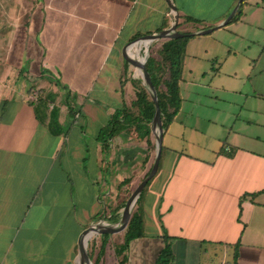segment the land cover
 <instances>
[{
  "label": "crops",
  "instance_id": "1",
  "mask_svg": "<svg viewBox=\"0 0 264 264\" xmlns=\"http://www.w3.org/2000/svg\"><path fill=\"white\" fill-rule=\"evenodd\" d=\"M239 1L236 19L198 33ZM172 2L178 30L195 36L126 264H156L164 235L170 264H233L236 244L237 264H264V192L240 213L264 188V0ZM173 22L167 0H0V264H82V231L119 222L125 203L108 205L151 170L156 138L143 126L100 132L136 98L125 47L137 57L136 36ZM225 99L226 110L208 104ZM109 255L100 264H119Z\"/></svg>",
  "mask_w": 264,
  "mask_h": 264
},
{
  "label": "trees",
  "instance_id": "2",
  "mask_svg": "<svg viewBox=\"0 0 264 264\" xmlns=\"http://www.w3.org/2000/svg\"><path fill=\"white\" fill-rule=\"evenodd\" d=\"M239 11L240 9L237 11V14ZM237 14L232 20L237 18ZM184 22L202 23L200 19L190 15L185 16ZM182 23L183 22L178 25V29ZM194 36V34H188L184 37L164 39L160 49L158 50V56H155V54L152 52L147 62V69L150 72L152 81L158 93L164 129H167L170 123L174 121L182 107L183 98L181 82L184 75L186 48L189 40ZM137 38L138 36L135 37V39ZM134 86L136 89V98L132 101V106H124L113 116L108 125L101 130L100 135L102 137L106 135L108 138L109 136L114 135L116 132H119V130L126 129L127 127L142 126L146 128V132L149 133V135L151 134L152 119L155 113L154 101L152 100L147 87L143 84L142 79L134 80ZM51 114L52 119H54L55 111H52ZM149 172L150 171L146 173L145 177L149 174ZM152 179L147 183L133 208L130 221L125 230L124 242L121 245L122 247L121 249H116V253L119 254V256L127 250L132 239L145 235V213L142 202L144 192ZM262 192H264V188L260 191L252 192L251 194H244L240 200V213L242 211L241 202L246 197V195H251L253 197ZM117 216L118 213L113 214L112 219L116 221ZM103 236L108 237V232H104ZM163 238L165 240V245L157 258L156 264H170L174 260L172 245L169 242L170 236L164 235ZM107 243L108 242L106 240L103 242L99 253L94 259V264L101 263L103 256L106 253L105 248ZM235 247L236 251L233 264H237L238 259V244H236ZM89 255L90 258L93 259V253L89 251ZM119 264H126V255L120 259Z\"/></svg>",
  "mask_w": 264,
  "mask_h": 264
},
{
  "label": "water",
  "instance_id": "3",
  "mask_svg": "<svg viewBox=\"0 0 264 264\" xmlns=\"http://www.w3.org/2000/svg\"><path fill=\"white\" fill-rule=\"evenodd\" d=\"M169 2V6L172 9V12L174 13V22L171 27L161 30L156 33L144 35L142 37H139L136 39L137 43H140L141 48H140V54H142V49L145 46L150 48V45L160 39H167V38H176V37H184L187 35L186 33L180 32L178 30V24H179V13L176 9V6L172 2V0H167ZM239 3L235 6V8L232 10V12L229 14V16L222 22L220 25L213 26L207 29H203L199 31V34H207L215 29L219 28L222 25H226L229 23V21L232 19L234 14L236 13L237 9L239 8ZM135 43V42H134ZM131 45V44H130ZM130 45H127L124 49V56L125 58L131 62L136 68L141 70V78L143 81V84L147 87L152 100L154 101L155 104V113L152 119V132L155 135L156 138V157L154 164L149 172V174L138 184V186L135 188V190L132 192L128 200L126 201L122 212H121V217L120 220L117 224L114 225H109V224H104V223H94L91 224L89 227L85 228L80 237H79V256L82 264H93L92 259L90 258L89 251H88V242H89V236L90 235H95L99 233H104V232H110L111 234H116L122 231H125L128 223L130 221L131 215L133 208L135 204L137 203L141 193L143 192L144 188L146 187L147 183L149 180H151L155 174L157 173L160 165V160H161V155H162V148H163V137H164V127H163V122H162V110L160 106V102L158 99V93L157 90L154 86V83L152 81V77L150 75V72L147 69V62L149 59V52L146 56V61L142 62L139 57H134L132 58L128 54V47Z\"/></svg>",
  "mask_w": 264,
  "mask_h": 264
},
{
  "label": "rangeland",
  "instance_id": "4",
  "mask_svg": "<svg viewBox=\"0 0 264 264\" xmlns=\"http://www.w3.org/2000/svg\"><path fill=\"white\" fill-rule=\"evenodd\" d=\"M192 29H194V28H192ZM164 41V39H160V40H156V41H154L151 45H150V48H149V57H150V54L153 52L154 54H155V56H158V50L160 49V47H161V44H162V42ZM136 44H138V43H136ZM137 47V46H136ZM136 47L134 48V52H135V49H136ZM139 48H141V45H139ZM145 49V46L143 47V49H142V52H143V50ZM140 79H141V75H140V77H139ZM222 97V96H221ZM227 99V98H226ZM224 100L223 102H220V100L219 101H214V100H209L208 101V104L209 105H211V106H219L218 108H220L221 110H226L227 108H228V104H227V100ZM138 185H136V187H137ZM135 187V188H136ZM135 189L134 188H132L131 190H129V192L128 193H126V195L125 196H123V197H121L118 201L117 200H115L113 203H110L108 206V208H107V212L110 214V213H113V211L115 210V207H117L119 204H123V203H126V201L128 200V198L130 197V195L132 194V192L134 191ZM114 224V222H110V224L109 225H113ZM99 234H101V236H103L102 235V233H99ZM109 234H110V236H112L113 237V239L109 242V245H106V254H108L109 253V251H110V255L109 256H111V257H113L114 256V249H115V251H116V249L118 248H120L121 249V245L123 244V242H124V234H125V231H122V232H119V233H116V234H111L110 232H109ZM98 235H93L90 239H89V242H88V251H90L91 253H93V259H92V263L94 264V259L96 258V256H97V254H98V252H99V248L101 249V247H102V244H103V242L104 241H102L101 242V244L100 243H98V242H100L99 241V239H98V237H97ZM94 242H97V244L98 245H95V244H93ZM127 253V251H125L123 254H121V256H120V258H122V257H124V255ZM119 255V254H118Z\"/></svg>",
  "mask_w": 264,
  "mask_h": 264
},
{
  "label": "bare ground",
  "instance_id": "5",
  "mask_svg": "<svg viewBox=\"0 0 264 264\" xmlns=\"http://www.w3.org/2000/svg\"><path fill=\"white\" fill-rule=\"evenodd\" d=\"M138 45H139V44H136V46H138ZM148 52H149V49H148V47H146V48L144 49V51L142 52V54L138 53V54H135L134 56L139 57V59H140L142 62H145V61H146V56H147ZM138 72L141 74V70H140V69L138 70ZM108 233H109V232H108ZM92 235H93V234H92ZM92 235L89 236V239L91 238Z\"/></svg>",
  "mask_w": 264,
  "mask_h": 264
}]
</instances>
